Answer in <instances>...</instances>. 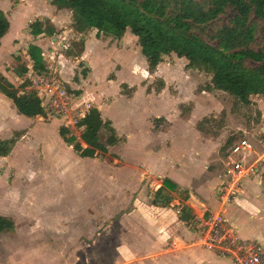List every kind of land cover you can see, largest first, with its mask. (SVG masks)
Masks as SVG:
<instances>
[{"label":"crops","instance_id":"1","mask_svg":"<svg viewBox=\"0 0 264 264\" xmlns=\"http://www.w3.org/2000/svg\"><path fill=\"white\" fill-rule=\"evenodd\" d=\"M70 13L69 10L57 11L54 6L47 3L43 11L39 12L42 17L38 20L48 19L54 28L63 30L64 24L70 20L68 16ZM33 14H37V12ZM33 14H27L22 19L21 26L27 23ZM38 16L36 15V17ZM10 27L11 24L9 30ZM9 30L0 40V53L4 48ZM20 31L22 33V29ZM127 32L120 39L107 38L103 35L96 36V32L76 33L77 37L72 33L70 38L76 37L75 39L83 41V52L78 58H67L63 52L59 53V75L62 81L68 83L72 88L80 89L81 92H84L85 87L96 86L99 78L93 71L99 57V62L101 60L104 63V78L106 81L115 82L114 91L118 89L119 85L129 84L138 78L136 75L138 64L140 65L139 80L143 81L146 76H149L150 79L161 78V82L167 84L162 75H157L158 72L155 70L158 66H149L144 56H142L143 59L135 58L136 54H139V48H134L136 37ZM21 33L15 37H9L7 41L10 46V50L7 51L9 60H13L14 57V60L20 64V55L16 54L26 44L25 41H29L28 45L37 46L41 50L43 60H48L46 54H48L49 48H54V39L50 40L46 33L34 37L25 32L26 37L20 43L18 39H20ZM63 33L64 31L55 35L65 37ZM130 43L133 44L130 45ZM22 59L31 61L26 56H22ZM8 67L9 65L4 66L3 64L2 68L4 69L1 68L0 72L15 86L14 81L19 78L14 73L15 77L7 74L5 68ZM78 67L85 69L84 72H80L82 78L79 80L76 76L72 78L74 70ZM30 69L32 70V68ZM111 71L114 72L115 80L107 78V74ZM64 74L69 75L66 78ZM73 79L78 82H72ZM146 82L149 84L151 81ZM92 100H94V96L90 92L75 104L85 107V111L91 107L97 108L101 118L111 123L119 141L108 150L122 146L124 149L139 152L145 158L130 164L124 163L123 169L126 170V173L130 175L131 172L132 174L134 172L132 166L141 164L143 168L137 167L139 171L147 175H159L162 179L148 195H145L144 189H141L139 194L134 197L132 194L136 191H132L129 187L131 183L128 182V186H126L127 181L125 180L115 177L100 178L95 172L96 170L89 171L97 166L93 164V158L77 156L72 147L65 143L59 134L58 137L55 135L61 126L60 120L53 119L50 123H44L41 121V117L36 116L26 126L19 128L20 113L15 109L12 101L0 93V140L8 139L14 133L21 134L12 152L7 156V160L10 161L11 156H14L19 143L24 142L21 140L29 139L31 136L34 141L43 143V147L49 152L57 153L59 155L57 164L67 169L68 177H61L59 181H56V183L59 182L60 190L65 194L61 202H67L69 198L66 195L73 190H81L82 193L77 199V202L81 204L77 206L74 225L75 232L78 234L76 244L78 249L75 248V254L69 257L65 253L62 257L57 258L50 251L51 242L48 239L45 240V234H41V237L44 238H40L38 242H35V239H30L32 231L29 230V221L23 225L21 220V218H29L30 213L25 211L28 206L23 212L21 211V203L24 201L21 200L18 178H6L5 172L9 169L5 165L0 176V216L10 218L15 229L13 232L0 233V264H230L228 259L221 258L195 244L196 220L202 215H207L218 209L216 187L221 180L222 160L231 146L226 149L223 155H220L219 150L224 142L223 136L206 138L202 130L198 129L199 123L194 117L197 112L203 109L200 108L196 111L197 101H190L193 106L186 115H182L180 112V105L183 104L181 101H152L155 105L154 113H147L141 119L144 124L143 135H133L130 132L120 135L114 127L113 120L107 117V114L105 116V112L109 111V106L113 102L106 101L105 97L101 98V101ZM163 105H166L165 108ZM83 108L81 109L83 110ZM262 116L264 117V113ZM130 124L131 121H129ZM36 127L40 129V132L37 131L38 137L32 133ZM261 130L264 131V127ZM69 149L74 153L72 155L70 152L73 159L72 165L61 164L59 162L61 153L68 154ZM252 153L256 155L255 158L258 156L254 149ZM216 161H219L220 165L217 180L212 179V174L209 171L210 166ZM85 165L88 166L85 176H76L80 172L81 166ZM8 166H13L11 161ZM13 168L19 170L20 167L13 166ZM263 173L264 163H261L256 175L244 182V196L238 197L224 209V217L228 225L241 238L257 241L264 248V232L254 231L251 226L254 222L264 220ZM143 178L142 175L138 186L143 183ZM164 179H168L175 186V190L183 193V197L173 200L169 194L171 202L167 206H155L153 204L154 193L161 187ZM147 183L148 181L145 186ZM103 185L107 187L101 189ZM117 185H123L129 189H126L127 191L124 189V193L121 191L117 194L116 188H114ZM138 189L139 187L136 190L138 191ZM131 191L132 194H130ZM183 206H187L191 210L192 222L186 223L179 219ZM59 209L61 213L62 208ZM59 216L62 217L61 214ZM66 227L63 225H60L59 228L55 227V232L62 233ZM64 247L69 249L67 241H65ZM84 248L90 249L91 252L85 255L80 254L78 250Z\"/></svg>","mask_w":264,"mask_h":264},{"label":"rangeland","instance_id":"2","mask_svg":"<svg viewBox=\"0 0 264 264\" xmlns=\"http://www.w3.org/2000/svg\"><path fill=\"white\" fill-rule=\"evenodd\" d=\"M47 3L50 4L51 0H0V10L5 13L9 23L11 24L8 32L9 34H7L8 36L4 42V48L0 53V69L3 64L4 66L9 65L8 68H5V72L10 74L11 77L14 73L13 67L18 62L14 60V57L13 60H9L7 51L10 50V46L7 41L9 37H15L20 34V29H22V35L20 39H18V42L22 43V39L26 37L25 32L29 33V24L42 17V14H39V12L43 11L44 6ZM36 12L37 14H33ZM27 14H33L32 18L21 26L22 19L25 18ZM36 15L39 16L36 17ZM68 16L70 20L68 23L64 24L65 28L63 30L54 28V33L49 36L50 40L51 38L56 40L58 36L55 34L62 33L63 31L64 36L68 38L69 44L78 40L75 39L77 34L72 29L71 13L68 14ZM231 17L232 11L228 9L222 16H220L218 24L227 23ZM91 32L93 33L96 31H88V33ZM72 33L76 35L75 38H70ZM127 33L131 34L130 32ZM136 41L137 39L135 40L136 46L134 45V48H139V54L137 53V57L135 58L143 59L140 47ZM25 43L26 44L22 47V49L17 51L16 55H20L19 59L21 65L29 66V72L31 70L30 68L32 62L22 59V56H26L28 58L27 48L25 47H27L29 41H25ZM256 43L262 44V39H260L259 36L256 38ZM131 44L133 43H130V45ZM56 45L57 43L54 44V48H49L48 53L52 51L54 53V57H47L49 62L46 63L53 68L58 67L59 63L57 58L59 50ZM254 48L256 49L257 46H254ZM24 51L25 54H23ZM5 61H8V63H5ZM185 64L186 61L183 58H178L172 54L165 57L163 61L157 65L158 67L155 70L158 72L157 75H162L163 79L167 81V84H163L164 86L162 85L163 87L161 86V78L150 79L149 76H146L143 81L139 80L140 72L138 70H140V65L138 64V70H136L138 78L129 84H124L122 86L119 85L118 89L114 91L115 82L112 83L109 80L106 81V78L103 76L104 63L101 60L99 62L98 57L93 71V73L99 78L98 81L96 80V86H90L88 88L85 87L84 92H81L80 89L77 90L74 86V88H72V86L68 83H63H65L67 90L73 94L71 97L72 103L82 99L84 95H88L90 92H92L94 96V100L92 101H101V98L104 97L106 101H112L113 103L110 104L109 111L107 113L105 112V116L107 114V117H110V119L113 120L115 124L114 127L117 131H119L120 135L124 132H130L133 135H143L142 131L144 130V124L141 119L147 113H154L153 111L155 109V105L152 101H181V103H183L180 105V112L182 115H186L192 109L193 104H191L190 101H197L198 105L196 111L200 108L203 110L197 112L194 118L197 123H200L202 133L206 138L222 135L224 141L222 142V146L228 138L233 140L232 143L238 139L246 138L250 143H252L254 151L258 153V155L264 154V131L261 130V128L264 127V117L262 116L264 113V98L261 96H251L250 104L243 105L225 92L202 90L208 85L210 79L209 76L203 72L185 69ZM248 65L252 66L251 63ZM83 70L85 71L84 68L78 67L74 70L72 78L76 76L78 80L79 78L81 79L82 77L80 72ZM27 73L23 78H19L14 81L15 87L19 86L22 81L27 80ZM68 75L69 74H64V77L67 78ZM148 75L151 74L148 73ZM13 76L15 77V75ZM57 76L61 79L59 71ZM107 78L115 80L114 72H109V74H107ZM123 79H125V77H123ZM146 81L151 82L147 84ZM72 82L77 83L78 81L73 79ZM76 92H78L79 95ZM165 106L166 105H163V108H165ZM81 108H83V106H80V109ZM20 117L21 124L19 125V128L26 126L32 119L21 114ZM53 119L54 118L48 115L41 117V121L44 123H50ZM129 121H131L130 125ZM60 127H63L62 121ZM39 130L40 129L38 127H36L35 130H32V133H35L34 136L38 137L37 131L40 132ZM55 135L58 137L57 132ZM78 135L79 132L73 130L68 133L67 136L73 137L81 143V140L77 137ZM99 138L103 143L105 138L103 131L100 133ZM21 141L24 142L19 143L16 151L14 152V156L12 155L10 158L13 166L20 167V171L13 168V166H8L10 161L7 160V156L0 157V164H3V166H0V176L5 169L4 166L6 165L9 170L5 172V177H8L9 179L18 178L21 200L24 201L21 203V211L23 212V210L28 206L25 211L30 213L29 218H21V220L23 225H25L26 221H29V230L32 231L31 236H29L30 239H35V242H38L40 241V238H44L41 237V234H45V240L48 239V241L51 242L50 245L52 248L50 251L54 253L57 258L62 257L65 253L69 257L70 255L75 254L76 249H78L76 246L78 242V234L75 232L74 225L76 222L75 214L78 210L77 206L81 204L77 202V199L80 198V195L82 194L81 190H73L71 193L66 195L69 198L68 201L61 202L65 194H63L64 192L60 190L61 186L58 185L59 182L56 183V181H59L61 177H68V172H66V168L57 164V157L59 155L55 152H49L46 150L43 147V143L34 141L31 136L29 139L23 138ZM229 146L223 149L221 148V150H219V154L223 155ZM70 152L74 155L70 149L68 154L65 152L61 153L59 159L61 164L69 163V165H72L73 159ZM255 156L256 155L251 152L248 159H253ZM138 159L144 160L145 158L141 156L139 152L124 149L122 146H117L108 150V153L103 158L93 159V164L97 166L89 171L93 172L96 170L95 172L98 173L100 178L115 177L120 180H125L127 181L126 186H128V182L131 183L129 187L132 191L136 192L132 194L133 192L131 191L130 194L134 197L139 194L141 189H144V194L148 195L155 187H157V183L162 179V177L159 175H147L142 173L137 169V167L143 168L141 164H135V166H132L134 172L132 174L130 172V175L127 174L126 170L123 169L125 164L133 163ZM262 163H264V160ZM219 169V161H216L210 166L209 171L212 174V179L217 180ZM86 170H88V166H81V170L76 176H85ZM128 171L129 170L127 169V172ZM142 175L144 176V181L140 186H138ZM146 181H148L147 186H145ZM137 186L139 187L138 191L136 190L138 188ZM106 187V185H103L101 189H105ZM129 187L117 185L114 188H116V192L118 194L121 193V191L124 193L126 189H129ZM109 188L112 189L113 187ZM169 194L173 200L183 197V193L178 192L177 190L170 191ZM60 207L62 208L61 213L59 209ZM60 214L62 217L59 216ZM60 225L67 227L62 233L55 232L56 228H59ZM251 226L254 231L264 232V220L254 222ZM24 236L25 235L23 234V237ZM65 241L69 243V249L64 247ZM78 251L80 254L83 253V255L91 252L90 249L87 248H84L83 250L79 249Z\"/></svg>","mask_w":264,"mask_h":264},{"label":"trees","instance_id":"3","mask_svg":"<svg viewBox=\"0 0 264 264\" xmlns=\"http://www.w3.org/2000/svg\"><path fill=\"white\" fill-rule=\"evenodd\" d=\"M50 4L57 11L71 12L72 29L77 34L95 30L96 36L120 39L129 31L136 37L141 54L151 67L172 54L183 58L185 69L209 76V83L202 90L225 92L243 105L250 104L251 96L264 98V0H51ZM228 9L232 11V17L219 25L220 16ZM9 26L5 13L0 10V40ZM28 29L34 37L54 33L48 19L35 20ZM257 36L262 39V44L256 43ZM82 52L83 41L78 39L63 54L67 58H78ZM27 55L34 72L45 70L37 46L28 45ZM13 72L23 78L28 68L16 63ZM28 85L24 80L15 87L0 72V93L12 101L15 109L28 118L44 117L40 101ZM78 126L82 127L80 140L83 145L67 136L68 130L64 127L59 128L58 134L81 158H103L108 148L119 141L111 123L103 120L95 107L87 111ZM197 127L202 130L200 123ZM102 131L105 134L103 143L99 138ZM20 136V133H14L10 138L0 140V157L12 152ZM232 142L228 138L222 149ZM173 190L175 186L164 179L154 193L153 204L167 206L171 202L169 191ZM179 219L186 223L193 221L187 206L181 208ZM14 229L10 218L0 216V233Z\"/></svg>","mask_w":264,"mask_h":264},{"label":"built area","instance_id":"4","mask_svg":"<svg viewBox=\"0 0 264 264\" xmlns=\"http://www.w3.org/2000/svg\"><path fill=\"white\" fill-rule=\"evenodd\" d=\"M54 42L57 43L59 53L67 50L70 45L68 38L63 36H58ZM46 55L54 57L52 51ZM44 62L46 68L43 72L30 70L27 73L28 89L36 93L44 115L62 121L68 133L78 131L77 137L80 139L82 127L78 126V122L88 110H82L75 102H71L73 94L57 76L59 64L53 68L46 64L48 60ZM253 149L252 143L246 138L238 139L229 147L222 160L221 180L216 187L218 209L196 220V246L228 259L230 264H264L263 246L257 241L241 238L224 217V209L238 197L244 196V182L256 175L264 160V154H261L249 161Z\"/></svg>","mask_w":264,"mask_h":264}]
</instances>
